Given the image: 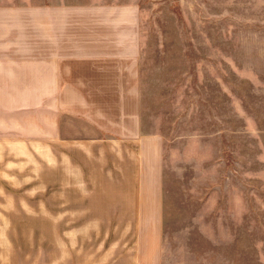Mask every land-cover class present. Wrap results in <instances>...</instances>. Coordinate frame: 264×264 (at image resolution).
I'll return each mask as SVG.
<instances>
[{
	"label": "rangeland",
	"instance_id": "374dc122",
	"mask_svg": "<svg viewBox=\"0 0 264 264\" xmlns=\"http://www.w3.org/2000/svg\"><path fill=\"white\" fill-rule=\"evenodd\" d=\"M44 4L137 9L162 183H134L139 142L45 113L34 66L0 68V264H132L154 195L160 264H264V0H0V64Z\"/></svg>",
	"mask_w": 264,
	"mask_h": 264
},
{
	"label": "crops",
	"instance_id": "0c3cea01",
	"mask_svg": "<svg viewBox=\"0 0 264 264\" xmlns=\"http://www.w3.org/2000/svg\"><path fill=\"white\" fill-rule=\"evenodd\" d=\"M29 13L30 22L31 18L37 20L34 35L25 32L19 38H9L6 48L18 57L8 55L6 60L14 65L1 61L0 68L9 71L34 66L38 90L46 93L45 113L49 98V112L54 109L56 116L59 110H68L122 141L139 142L130 156L134 183H162V137L142 133L140 125L137 9L128 5L44 4L26 10ZM161 198L154 195L147 201L150 227L140 238V250L132 264H160Z\"/></svg>",
	"mask_w": 264,
	"mask_h": 264
}]
</instances>
